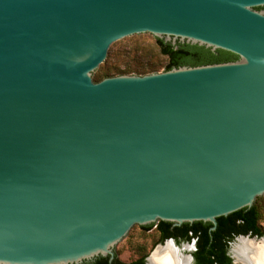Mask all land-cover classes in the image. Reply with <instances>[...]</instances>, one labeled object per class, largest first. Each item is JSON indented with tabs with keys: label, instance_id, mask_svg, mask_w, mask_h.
Returning <instances> with one entry per match:
<instances>
[{
	"label": "water",
	"instance_id": "water-1",
	"mask_svg": "<svg viewBox=\"0 0 264 264\" xmlns=\"http://www.w3.org/2000/svg\"><path fill=\"white\" fill-rule=\"evenodd\" d=\"M261 6L0 0V264L111 260L139 225L214 230L264 197ZM151 36L238 58L92 79L113 42Z\"/></svg>",
	"mask_w": 264,
	"mask_h": 264
},
{
	"label": "trees",
	"instance_id": "trees-1",
	"mask_svg": "<svg viewBox=\"0 0 264 264\" xmlns=\"http://www.w3.org/2000/svg\"><path fill=\"white\" fill-rule=\"evenodd\" d=\"M257 9H264V6L257 7ZM153 39L160 54L166 58L163 70H169L172 67L182 65L196 66L227 62L238 58L236 54L222 49L211 50V48L203 45L179 41L172 44L170 41H164L162 38L154 36ZM114 44L115 42L110 45L105 60L93 72L92 79L94 81H99L104 77L119 74L143 75L157 71L151 69L140 70L131 67L120 68L112 60L114 52L111 47ZM262 198V196H257L250 207H243L227 214L226 216L217 217L214 230H210V227L212 226L211 222L204 221H193L191 223L184 222L179 226H174L171 222L159 220L151 224L139 225V227L143 232H147V230L154 226L155 232L153 234L155 236L152 246L157 242H162L166 238H175L177 232H183L185 234L184 238H182L183 240L188 241L192 237H196V249L193 252V264H233L232 258L227 254V251L230 243L236 236H264V229L259 224V204ZM160 232H162V234H160ZM156 235L159 236V238L157 237V240H155ZM149 251L150 249L147 250L146 248L137 247V256L129 261L119 259L114 251L111 260H109L108 256H97L93 260L85 261L81 264H145V258Z\"/></svg>",
	"mask_w": 264,
	"mask_h": 264
},
{
	"label": "rangeland",
	"instance_id": "rangeland-1",
	"mask_svg": "<svg viewBox=\"0 0 264 264\" xmlns=\"http://www.w3.org/2000/svg\"><path fill=\"white\" fill-rule=\"evenodd\" d=\"M113 62L120 68H137L140 70H157L162 71L163 66L166 63V58L160 54L153 36L143 38L140 40L124 43L114 46ZM136 73V72H133ZM260 220L259 224L264 229V197L260 204ZM154 229V226L151 228ZM154 234L151 231L143 232L140 227L131 235V237L125 242L123 246L115 247L119 259L123 261H129L137 256L136 248L142 247L151 251V243L154 240ZM235 240L229 245V254L233 255L231 249L234 248ZM183 253H189V250H182Z\"/></svg>",
	"mask_w": 264,
	"mask_h": 264
},
{
	"label": "bare ground",
	"instance_id": "bare-ground-1",
	"mask_svg": "<svg viewBox=\"0 0 264 264\" xmlns=\"http://www.w3.org/2000/svg\"><path fill=\"white\" fill-rule=\"evenodd\" d=\"M236 264H256L257 261L264 262V241L251 245L242 238L234 247ZM189 254L183 253L171 242H166L149 258L148 264H188Z\"/></svg>",
	"mask_w": 264,
	"mask_h": 264
},
{
	"label": "flooded vegetation",
	"instance_id": "flooded-vegetation-1",
	"mask_svg": "<svg viewBox=\"0 0 264 264\" xmlns=\"http://www.w3.org/2000/svg\"><path fill=\"white\" fill-rule=\"evenodd\" d=\"M148 231H151L152 233L155 232V229H149L147 230ZM173 231V230H172ZM176 232V231H175ZM160 234H162V232H160ZM185 234L183 232H177V235L174 237H169V238H166L164 239L162 242H157L155 243L153 246H152V243L150 245L151 247V251L155 248L156 245H161L160 247H162V245L166 244V241L167 240H170L171 241V244L174 246V247H177L180 251H182L183 249L185 250H189V255L191 256V264L194 263V258H193V252L195 251L196 249V237H192L190 240H183L182 238H184ZM157 237L159 238L158 235H156V238L155 240H157ZM256 237V236H255ZM169 243V242H168ZM231 244V243H230ZM148 253V255L150 254V252ZM183 252V251H182ZM227 254L230 256L229 254V249L227 251ZM147 255V256H148ZM231 257V256H230ZM145 262H146V258H145Z\"/></svg>",
	"mask_w": 264,
	"mask_h": 264
},
{
	"label": "clouds",
	"instance_id": "clouds-1",
	"mask_svg": "<svg viewBox=\"0 0 264 264\" xmlns=\"http://www.w3.org/2000/svg\"><path fill=\"white\" fill-rule=\"evenodd\" d=\"M256 264H264V262L257 261Z\"/></svg>",
	"mask_w": 264,
	"mask_h": 264
}]
</instances>
